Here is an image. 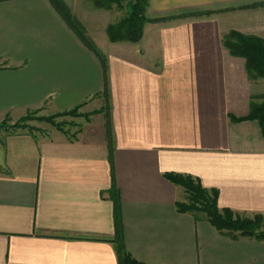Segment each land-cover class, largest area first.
Returning <instances> with one entry per match:
<instances>
[{"label":"crops","instance_id":"0c3cea01","mask_svg":"<svg viewBox=\"0 0 264 264\" xmlns=\"http://www.w3.org/2000/svg\"><path fill=\"white\" fill-rule=\"evenodd\" d=\"M61 1L106 57L113 161L99 57L52 0H0V119L93 113L76 139L0 143V264H119L117 208L146 264H264V242L179 212L184 189L165 177H199L221 208L264 215V135L230 117L248 116L264 79L222 44L231 30L264 38V0H150L138 43L111 42L94 0Z\"/></svg>","mask_w":264,"mask_h":264},{"label":"trees","instance_id":"16d2710c","mask_svg":"<svg viewBox=\"0 0 264 264\" xmlns=\"http://www.w3.org/2000/svg\"><path fill=\"white\" fill-rule=\"evenodd\" d=\"M124 1H127L128 7L126 15L117 22L109 24L107 27V34L112 42L128 41L137 43L143 37L145 24L150 21L147 17V9L150 0H94V3L97 8H109L112 4L124 7ZM52 2L67 24L101 60L105 76V90L103 95L107 100L108 109H103L100 112H105L107 117V140L111 150V160L113 161L114 142L110 120L106 57L97 45L86 36L82 23L71 13L70 9L61 0H52ZM261 5L264 4H257L255 6ZM222 44L231 55L243 58L246 61L247 72L251 80L264 79V38L257 35H248L238 30H231L223 36ZM80 107L81 106H77L69 111L59 113L56 116L75 115L78 113ZM78 115L85 116L80 113ZM87 115L89 116L90 114ZM230 117L232 121L235 122L243 120L257 121L264 135V95L251 97L248 116L238 118L231 115ZM53 118L54 117L44 119L49 122H54ZM56 126L59 131L68 134L69 137L73 139H76L78 134L82 131V129H79L78 131L71 132L64 129L62 125ZM165 177L176 186L184 189V199L176 203L179 212L192 213L197 219L207 220L221 234L234 239L249 238L264 242L263 214L249 216L236 212L230 208H221L219 206V190L205 187L199 177L175 172L166 173ZM113 181L112 190L115 192V179H113ZM116 216L118 236L114 242L117 247L119 264H146L136 259L127 250L122 237L121 212L119 208H117Z\"/></svg>","mask_w":264,"mask_h":264},{"label":"rangeland","instance_id":"374dc122","mask_svg":"<svg viewBox=\"0 0 264 264\" xmlns=\"http://www.w3.org/2000/svg\"><path fill=\"white\" fill-rule=\"evenodd\" d=\"M123 5H124V7L118 6L117 4H112L109 8H99L101 11H103L102 12L103 13V15H102L103 21L111 20V23H114V22H117L118 20H120L121 18H123L128 11L127 10V8H128L127 7V1H124ZM261 6H263V5H261ZM256 7H259V6H256ZM144 28H145V26H144ZM106 32H107V29H106ZM85 33H86V36L89 37L95 43V41L91 38L90 35L87 34L86 31H85ZM122 42H128V41H122ZM113 43H119V42H113ZM129 43H135V42H129ZM1 66L2 65H0V69H1ZM261 95H264V94H261ZM261 95L257 94V95H253V96H261ZM103 97L105 98L104 95H103ZM80 106L81 107H80L78 113L75 115L69 114V115H63V116H56L57 114L63 113V112L49 114L45 110H42V109H32V110L27 111V113H25L24 115H22L20 117H12V116L2 117L0 119V143L4 142V140L8 136L16 135V134H20V133L31 134L35 137L47 136L51 132L58 130L56 125H62V127L64 129L71 131V132L78 131L79 129H83L82 127L86 124L87 119H89V116L93 113L82 112V105H80ZM103 109H105V110L108 109L106 98H105V106H103L102 110ZM97 112L98 111L96 110L94 112V114H96ZM79 113L82 115H85V116L87 114H90V115L89 116L87 115L86 117L85 116H79L78 115ZM51 117H54L53 118L54 122H49L48 120L44 119V118H51ZM41 118H43V119H41ZM249 216H253V215H249Z\"/></svg>","mask_w":264,"mask_h":264}]
</instances>
